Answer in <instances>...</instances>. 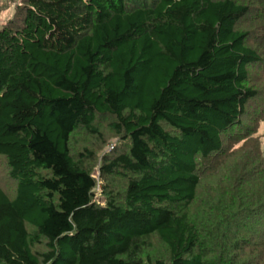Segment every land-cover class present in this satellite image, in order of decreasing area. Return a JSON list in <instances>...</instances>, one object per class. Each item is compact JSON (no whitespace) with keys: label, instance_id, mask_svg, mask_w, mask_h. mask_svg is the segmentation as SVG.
Masks as SVG:
<instances>
[{"label":"trees","instance_id":"obj_1","mask_svg":"<svg viewBox=\"0 0 264 264\" xmlns=\"http://www.w3.org/2000/svg\"><path fill=\"white\" fill-rule=\"evenodd\" d=\"M255 8L16 5L0 27V159L13 187L0 185V264H239L261 244L264 29L241 28L264 20ZM101 122L120 143L98 164L101 148L74 144L101 137ZM155 240L163 254L151 259Z\"/></svg>","mask_w":264,"mask_h":264},{"label":"rangeland","instance_id":"obj_2","mask_svg":"<svg viewBox=\"0 0 264 264\" xmlns=\"http://www.w3.org/2000/svg\"><path fill=\"white\" fill-rule=\"evenodd\" d=\"M21 0H0V27L5 24L13 15L15 12V7L16 5L20 2ZM264 1V0H262ZM253 3H255V6H257L260 9L255 8L258 12H260L262 9L264 10V2H260L259 0H253ZM263 17H258L257 15L253 14L249 16L248 19H245V21L242 23L241 28H248V29H264V20H262ZM256 22V24H254ZM258 31V30H257ZM261 77V74H260ZM100 129H101V137L99 135H94L91 137L87 136H81L78 138V141L74 144L76 148L82 149L83 147L87 146L90 148H101L98 151V164L102 160V157L105 153L110 152L111 150L114 149L116 144L120 143L119 137H113L112 133L110 132V128L108 126L107 122H101L100 123ZM256 135L261 136V141L264 146V121L260 124L258 132ZM80 136V135H79ZM106 140V143H103V140ZM103 146V147H102ZM264 151V150H263ZM7 169H6V164L5 161L0 159V185L4 186L7 189L13 188L10 187L7 183L9 181V178L6 176ZM99 175V170L98 168L96 169L95 176ZM8 186V187H7ZM206 188H203V191ZM205 192V191H204ZM97 193V198L99 201L104 202V195L102 194L100 188L96 191ZM202 194L200 193V196ZM199 206V205H198ZM261 237H255L257 241H261V244L256 247H245L243 250L245 253L243 254V258L238 260L239 264H264V239H263V232L259 233ZM248 240H251L253 242H256L255 239L251 237V234L246 235ZM254 246V245H253ZM147 254L151 257V259L158 258L163 254V246L160 245L156 240L153 242V246L151 249L147 250ZM243 261V262H242Z\"/></svg>","mask_w":264,"mask_h":264}]
</instances>
